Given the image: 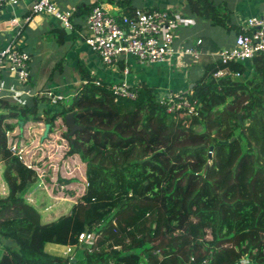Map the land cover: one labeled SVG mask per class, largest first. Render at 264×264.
<instances>
[{"label":"trees","instance_id":"1","mask_svg":"<svg viewBox=\"0 0 264 264\" xmlns=\"http://www.w3.org/2000/svg\"><path fill=\"white\" fill-rule=\"evenodd\" d=\"M137 1L117 4L131 12ZM187 2L213 26H231L211 0ZM248 64L206 65L191 118L168 114L147 85L138 100L116 101L110 85L90 80L58 104L46 124L76 114L83 129L71 139L67 130V155L86 164L89 186L50 224L26 200L37 174L8 150V133L37 105L10 107L16 124L0 115V264H264V57ZM224 69L242 77L215 79ZM83 233L96 243L81 244ZM46 244L73 247L74 256L49 255Z\"/></svg>","mask_w":264,"mask_h":264},{"label":"crops","instance_id":"2","mask_svg":"<svg viewBox=\"0 0 264 264\" xmlns=\"http://www.w3.org/2000/svg\"><path fill=\"white\" fill-rule=\"evenodd\" d=\"M35 1L24 0L18 5L7 6L0 11V50L13 43L31 57L28 66L30 80L27 86H23L18 77L10 74L8 68H3L0 72V115L9 116L6 123L16 124L18 121V119L10 118L13 116L10 107L15 106L21 109L37 105L36 113L30 121L25 125L21 123L16 130L8 133L9 139L17 137L13 140L19 139L21 142H27L25 152L29 154H36L38 151L34 148L39 146L40 139L44 136L49 116L59 112L58 104L63 103L68 106L69 101L76 97L87 81H99L108 85L127 82L139 88L147 85L157 94L191 92L203 77L205 66L210 64V61H214V56L222 51L231 50L235 45L238 20L264 13V0H214L215 2L211 0L222 15L230 17L231 26L226 28L215 27L209 20L199 18L191 11L187 0H139L135 2L133 5L136 9L166 8L184 15L182 25L177 29L178 39L175 48L178 51H181V48L195 46L198 41L203 42L200 47L203 58L200 62H192L187 57L184 59L179 57L173 62L160 64L166 65L164 69L167 70L161 73L155 70L149 72L146 68L138 67L139 63L135 60H121L114 66H106L86 44V23L89 17L87 12L83 11L86 6L92 8L102 6L113 9V11L129 12V6L122 7L117 4L119 0H55L62 10L76 8L71 18L73 29L69 31L53 16L32 15L31 8ZM184 61L187 64L182 65ZM174 63H178L182 71L176 70L175 72ZM250 69L254 71L252 66ZM147 73L149 75L145 76ZM50 94L57 98L61 97L63 101L53 105ZM61 120H57L54 126L60 124ZM63 147L65 150L68 149L65 143L62 149ZM44 153L51 155L47 151ZM27 158L29 161V156ZM69 159L76 162L75 156ZM2 163L0 161V165ZM67 164L68 162L65 165ZM86 181L85 177L83 179L85 185ZM73 183H76V180ZM66 187H69V184ZM34 188L35 186L29 189L26 200L29 205L36 206L34 208L37 209L38 201L35 199L37 191ZM85 189H87L86 186ZM55 196L58 199L61 195ZM43 199L48 201L47 198L43 197ZM61 201L67 203L69 197H62ZM57 207L59 209H55ZM37 210L41 214L42 224L53 223L69 213V207L62 203L54 208L45 207ZM4 244L10 245V242L7 241ZM5 252V248L0 246V258ZM45 252L65 259L70 256L69 246L57 244H46Z\"/></svg>","mask_w":264,"mask_h":264},{"label":"built area","instance_id":"3","mask_svg":"<svg viewBox=\"0 0 264 264\" xmlns=\"http://www.w3.org/2000/svg\"><path fill=\"white\" fill-rule=\"evenodd\" d=\"M23 1L0 0V11L7 6L18 5ZM31 12L32 15L47 14L53 16L63 24L65 29H73L71 18L76 12L74 7L62 10L55 0H36L32 5ZM183 20V14L175 13L166 8H137L134 11L123 13L98 6L93 9L87 19L85 42L106 66H114L121 60H135L140 65L153 66L173 62L179 57L181 59L187 57L192 62H200L203 58V52L200 48L203 45L202 41H198L195 46L181 48V51L175 48L178 39L177 29L182 25ZM237 29L238 35L235 45L231 50L216 54L214 61L217 63L246 65L257 58L264 57V13L246 19L240 18ZM30 61V55L21 51L16 44L12 43L7 48L0 50V72L3 68H8L10 74L18 77L23 86H27L30 80V72L28 71ZM214 77L217 80L227 77L236 80L240 79L242 75L240 72L232 73L229 69H224L218 70ZM110 90L116 101L120 99L136 101L139 98V87L131 86L127 82L110 85ZM187 93H160L157 100L160 105L166 107L168 114L183 112L184 117L198 116L202 105L198 101L191 100L192 91ZM50 97L53 105L63 101L61 97L57 98L52 94ZM60 123L66 126L63 120ZM62 127L64 126L56 124L47 140L40 139L39 146L34 149L43 152V148L51 149L47 143L50 142L49 139H54V134ZM66 133L67 131L63 132L62 135ZM59 139H61L59 141L64 142L62 138ZM26 147L27 142H21L19 139L14 141L13 137L8 138V150L12 156L18 158L28 169H32L33 166L29 164L27 156L31 158L30 160L33 158L31 154L25 152ZM34 155L36 156V154ZM62 177L64 179L69 178ZM88 186V181H86V188ZM79 241L81 244L93 245L97 239L92 233H83ZM73 250V247H69V257H71L70 253ZM204 264H208V261H205Z\"/></svg>","mask_w":264,"mask_h":264},{"label":"rangeland","instance_id":"4","mask_svg":"<svg viewBox=\"0 0 264 264\" xmlns=\"http://www.w3.org/2000/svg\"><path fill=\"white\" fill-rule=\"evenodd\" d=\"M212 1L215 2L214 0ZM194 36H196V34H194ZM185 64H187L186 61H184L182 65ZM137 65L138 67L146 68L149 72L150 70H155L161 73L167 71L164 69L166 65H160V64H156L153 66H149V65L143 66L140 64ZM247 66H249V64ZM173 67L175 72L176 70L182 71V68L179 67L178 63H176ZM134 69H136V67ZM191 70L192 67L190 68V71ZM147 75L149 74L147 73L145 76ZM59 125L64 127H62L61 130L56 131L57 133H55L53 136L54 139H49L50 142L47 143L49 146H51V149L43 148L44 152L47 151L51 155H46L43 151L38 150L36 155H40V154L41 155L35 156L34 154H31L33 159L29 160V164H32L33 166V168L30 170H33L37 174V178H38L34 188L37 191V194L35 195V199L38 201L37 209H44L45 207L54 208V206L58 205L59 203H62L63 205L65 204L66 206H68L70 210L74 204L80 202L81 198L85 195L87 190L85 189L86 185L83 183V179L86 177V169H87L86 164L83 163L80 157L77 155L75 156V161H76L75 163L69 159V157H73V156L67 155V152L69 150V145L68 142L66 141V138H64L65 135H62L63 132L67 131V128L63 123H60ZM187 126L188 125H185V127ZM16 138L17 137H14L13 139ZM59 138H62V140H64V143L66 142L65 146L66 148H68L67 150H65L64 147L63 149L61 148L64 143H62V141H59L61 140ZM55 155H57V157H55ZM66 162H68L69 165L68 164L65 165ZM0 167L4 168L5 167L4 163H2ZM62 176L69 177V179H64ZM74 180H76V183H73ZM68 184L69 187H66ZM55 195L57 196L61 195V196H59V198L57 199ZM43 197L47 198L48 201H45ZM62 197H69V201H67V203L61 201ZM55 209H59V207ZM70 254L71 256H74V250ZM80 255L81 252L79 253L78 256Z\"/></svg>","mask_w":264,"mask_h":264},{"label":"water","instance_id":"5","mask_svg":"<svg viewBox=\"0 0 264 264\" xmlns=\"http://www.w3.org/2000/svg\"><path fill=\"white\" fill-rule=\"evenodd\" d=\"M66 30L69 31L68 29H66ZM75 115H76L75 113H72V114H69L65 117V124H66L67 129L69 130L68 135H67L68 139H71L72 137L75 136V134L78 131H81L83 129V127L79 126L76 123ZM51 128H52L51 124H47L46 131H45L44 136L42 138L43 141L47 140V138L51 132Z\"/></svg>","mask_w":264,"mask_h":264}]
</instances>
